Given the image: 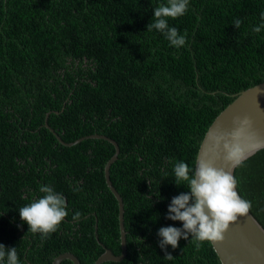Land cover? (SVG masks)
I'll list each match as a JSON object with an SVG mask.
<instances>
[{
	"label": "trees",
	"instance_id": "obj_1",
	"mask_svg": "<svg viewBox=\"0 0 264 264\" xmlns=\"http://www.w3.org/2000/svg\"><path fill=\"white\" fill-rule=\"evenodd\" d=\"M161 4L168 0H0V243L16 247L20 264H51L62 252L94 264L100 242L121 251L118 203L103 178L112 144L67 145L78 138L61 143L45 123L65 140L100 133L118 143L109 178L123 200L127 248L102 264H222L211 242L191 235L166 259L158 230L183 225L167 218L172 198L190 191L174 182V165L194 169L211 122L264 81V27L252 31L264 25V0H188L184 15L167 18L186 36L180 48L147 30ZM233 176L264 227V149ZM42 185L63 194L68 212L46 237L19 213L45 195Z\"/></svg>",
	"mask_w": 264,
	"mask_h": 264
},
{
	"label": "clouds",
	"instance_id": "obj_2",
	"mask_svg": "<svg viewBox=\"0 0 264 264\" xmlns=\"http://www.w3.org/2000/svg\"><path fill=\"white\" fill-rule=\"evenodd\" d=\"M187 8L188 0H168L167 5L155 7V19L147 26V30L156 29L163 33L176 48L184 46L186 36L180 35L177 28L169 27L167 18L180 17L186 13ZM261 17L264 19V13ZM241 23L240 19H236L233 24L239 29ZM261 27L264 25L253 27L252 31L259 33ZM238 123L239 127L232 133L218 134L212 138L216 149L223 146L226 153L224 158L233 166H239L245 158L240 137L249 121L244 118ZM173 171L176 185H184L190 191L174 196L168 206L167 218L183 222L182 227L166 226L158 230V236L161 237L159 245L168 260L173 259V255L167 252V247L171 245L173 249L177 248L181 238L187 240L191 235L201 242L223 240L230 223L238 217L246 216L252 206L250 201L242 199L238 194L237 180L232 173L206 160H200L194 169L180 161L174 165ZM39 191L45 195L19 208V213L21 220L29 225V231L46 237L55 232L68 215L67 203L63 194L49 185H42ZM81 216L77 211L73 220L79 221ZM0 264H20L16 247L0 243Z\"/></svg>",
	"mask_w": 264,
	"mask_h": 264
},
{
	"label": "water",
	"instance_id": "obj_3",
	"mask_svg": "<svg viewBox=\"0 0 264 264\" xmlns=\"http://www.w3.org/2000/svg\"><path fill=\"white\" fill-rule=\"evenodd\" d=\"M247 118L249 125L244 129L240 137V143L245 151L244 160L264 149V81L241 91L226 107L215 117L207 128L199 145L194 168L200 160H206L217 168L230 171L233 175L236 166L227 161L224 156L223 146L215 148L213 136L232 133L239 127V121ZM61 142L71 145L85 138L104 139L112 144V152L103 165V178L114 197L117 200V219L119 226V240L121 251L114 254L101 242L104 251L95 256L94 264H102L108 260H121L126 255V231L123 223V200L109 178L111 164L117 159L119 153L118 143L105 134L82 133L72 140H65L59 133L53 130L47 123L44 124ZM64 141H62L60 138ZM238 194L239 190L236 188ZM241 197V195H240ZM242 198V197H241ZM222 264H264V227L249 213L238 217L230 223L224 233V239L211 242ZM69 259L73 264H81L76 255L71 252L58 254L51 264H60L62 260Z\"/></svg>",
	"mask_w": 264,
	"mask_h": 264
}]
</instances>
